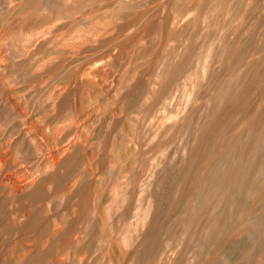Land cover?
<instances>
[{"label":"rangeland","instance_id":"obj_1","mask_svg":"<svg viewBox=\"0 0 264 264\" xmlns=\"http://www.w3.org/2000/svg\"><path fill=\"white\" fill-rule=\"evenodd\" d=\"M6 2L0 61L29 118L1 116L0 154L22 123L58 126L49 149L75 134L79 148L48 172L34 151L1 163L15 178L38 175L25 196L0 193V264H264V0Z\"/></svg>","mask_w":264,"mask_h":264},{"label":"bare ground","instance_id":"obj_2","mask_svg":"<svg viewBox=\"0 0 264 264\" xmlns=\"http://www.w3.org/2000/svg\"><path fill=\"white\" fill-rule=\"evenodd\" d=\"M7 2V4H9V3H11V0H6ZM82 2V1H81ZM115 3V2H114ZM12 4H13V2H12ZM82 4V3H81ZM72 5V4H71ZM248 5V4H247ZM12 6V5H11ZM69 6V5H68ZM10 7V6H9ZM14 7V6H13ZM45 7V6H44ZM47 7V6H46ZM228 7H230V6H228ZM227 7V8H228ZM254 7V6H253ZM8 8V7H7ZM12 8V7H11ZM48 9V8H47ZM229 9V8H228ZM249 9H250V7H249ZM8 10V9H7ZM13 10V9H12ZM19 10V9H18ZM231 10V9H230ZM251 10V9H250ZM10 11V10H9ZM235 11H236V9H235ZM238 11V10H237ZM240 11V10H239ZM245 11H247V8H246V10ZM231 12V11H230ZM233 12V11H232ZM253 12V11H252ZM10 13V12H9ZM198 13V12H197ZM15 14V13H14ZM72 14V13H71ZM227 14H229V13H227ZM232 14V13H231ZM236 15V14H235ZM235 15H233L232 14V16H235ZM251 15V14H250ZM245 16V15H244ZM243 16V17H244ZM242 17V18H243ZM249 17V16H248ZM55 18V17H54ZM229 18V17H228ZM235 18H237V17H235ZM3 20V19H2ZM53 20V19H52ZM180 20H181V18L179 19V23H180ZM229 20V19H228ZM243 20V19H242ZM248 20V19H247ZM254 20V19H253ZM4 21V20H3ZM26 21V20H25ZM231 21V20H230ZM252 21V20H251ZM32 22V21H31ZM182 22H183V20H182ZM242 22H244V21H242ZM246 22V21H245ZM250 22V21H249ZM256 22V21H255ZM179 23H176V25L179 27ZM247 23V22H246ZM21 24V23H20ZM252 24V23H251ZM147 25V24H146ZM164 25V24H163ZM188 25V24H187ZM174 26H175V23H174ZM253 26V25H252ZM22 27V26H21ZM176 27V26H175ZM178 27H177V30L176 31H178ZM181 27V26H180ZM250 27V26H249ZM92 28V27H91ZM187 28V27H186ZM183 29V28H182ZM165 30V29H164ZM175 30V29H174ZM181 31H183V30H181V28H180V32ZM253 31V30H252ZM235 32V31H234ZM48 33V32H47ZM241 33H243V32H241ZM39 34V33H38ZM169 34V33H168ZM231 34V33H230ZM237 34V33H236ZM235 34V35H236ZM24 35V34H23ZM78 35V34H77ZM240 35V31H239V33L237 34V36H239ZM231 36H232V34H231ZM236 36V37H237ZM42 38V37H41ZM233 38V37H232ZM235 38V37H234ZM233 38V39H234ZM239 38H240V36H239ZM249 38V37H248ZM22 39V38H21ZM146 39V38H145ZM250 39V38H249ZM29 40H31V38H29V37H26L25 39H24V42H28ZM221 40V39H220ZM236 41L238 40V38L237 39H235ZM249 41V40H248ZM132 42V41H131ZM238 42V41H237ZM240 42V41H239ZM246 42V41H245ZM241 43V42H240ZM225 44V43H224ZM229 44H230V42H229ZM25 45V44H24ZM136 45V44H135ZM181 45V44H180ZM222 45V44H221ZM248 45H251L250 44V42H249V44ZM2 46V45H1ZM17 46V45H16ZM19 46V45H18ZM27 46V45H26ZM137 46V45H136ZM225 46V45H224ZM233 46V45H232ZM239 46V45H238ZM245 46H247V45H245ZM253 46V45H252ZM36 47V46H35ZM88 47V46H87ZM183 47V46H182ZM243 47H244V45H243ZM248 47V46H247ZM247 47H244V49H246ZM53 48V47H52ZM120 48V47H119ZM136 48H138V47H136ZM184 48V47H183ZM236 48V47H235ZM242 47H240V49H241ZM46 49V48H45ZM125 49V48H124ZM139 49V48H138ZM218 49V48H217ZM219 49H220V47H219ZM244 49H242V51L243 52H245L244 51ZM251 49H253L252 47H251ZM251 49H250V51H251ZM185 50V49H184ZM208 50H209V48H208ZM214 50V49H213ZM227 50V49H226ZM177 51V50H176ZM210 51V50H209ZM208 51V52H209ZM228 51V50H227ZM241 51V52H242ZM253 51V50H252ZM257 51V50H256ZM255 51V52H256ZM127 52V51H126ZM178 52V51H177ZM189 52V51H188ZM232 52V51H231ZM247 52H249L248 50H247ZM258 52V51H257ZM138 53V52H137ZM187 53V52H186ZM217 53V52H216ZM250 54H251V52H249ZM249 53H248V55H249ZM253 54H255L254 52H252ZM175 54V53H174ZM230 54V53H229ZM233 54V53H232ZM236 54H238V51H237V53ZM241 54V53H240ZM239 54V55H240ZM245 54H246V52H245ZM22 55V54H21ZM29 55V54H28ZM68 55V54H67ZM180 55V54H179ZM181 55H183V54H181ZM186 55H188V54H186ZM239 55H235L236 57L235 58H237L238 59V57H239ZM252 55V54H251ZM2 56V55H1ZM175 56V55H174ZM211 56H213V55H211ZM217 56V55H216ZM229 56V55H228ZM65 57V56H64ZM178 57H180V56H178ZM207 57V56H206ZM219 57V56H218ZM230 57V56H229ZM244 57V56H243ZM242 57V58H243ZM246 57H247V55H246ZM245 57V58H246ZM248 57H250V56H248ZM252 57V56H251ZM15 58V57H14ZM185 58V57H184ZM240 59V60H243V59ZM43 59V58H42ZM116 59H118V58H116ZM189 59V58H188ZM197 59V58H196ZM201 59V58H200ZM234 59V58H233ZM248 59V58H247ZM250 60H251V58H249ZM79 60V59H78ZM96 60V59H95ZM213 61V60H212ZM246 61H248V60H245V62ZM252 61V60H251ZM1 62L2 61H0V119H1V116H3V114L4 113H8L9 112V109L10 110H12V111H10V112H12V113H14L13 111H15L16 110V112H15V114H18V115H20V113H21V116L22 117H25V118H27L28 116L25 114V113H23V111L22 112H20L21 110H19L18 108L20 107V105L21 104H25V103H20V105H17V103L14 101L15 99H17V98H15L14 96L16 95H14L13 97H12V95H11V92H13L12 90H13V87H12V84H11V81H10V75L11 74H9L8 73V71L9 70H7V66L5 67V65L4 64H1ZM173 62H174V60H173ZM221 62V61H220ZM8 63V62H7ZM178 63V62H177ZM209 62V60L207 61V60H203V62L200 64L201 66H200V73H201V75L202 76H204V75H206V73L208 72V69H209V66H210V64L212 63H210ZM218 63V62H217ZM253 63V62H252ZM6 64V63H5ZM174 64H176V63H174ZM246 64V63H245ZM247 64H250V62L248 63L247 62ZM4 65V66H3ZM72 65V64H71ZM171 65V64H170ZM243 65V64H242ZM92 66V65H91ZM94 66V65H93ZM248 66H250V67H252V65L250 64V65H248ZM253 66L255 67V65L253 64ZM10 67H11V65H10ZM71 68V67H70ZM183 69V65H182V62L179 64H177L176 66L174 65V68H172V76L171 77H168V78H170L166 83H167V88H165V89H167V90H169V89H171L172 88V86H174V84L176 83V81L177 80H180V79H174L176 76L178 77V75H179V73L180 72H182V69ZM253 68V67H252ZM19 69V68H18ZM213 69V68H212ZM211 69V70H212ZM229 69V68H228ZM227 69V70H228ZM233 69V68H232ZM239 69V68H238ZM244 69V68H243ZM248 69H249V67H248ZM261 69V68H260ZM13 70H15V69H13ZM234 70H236V69H234ZM245 70V69H244ZM257 70V69H256ZM31 71V70H30ZM237 71V70H236ZM10 72V71H9ZM98 72V71H97ZM168 72V71H167ZM228 72H229V70H228ZM24 73V72H23ZM28 73V72H27ZM40 73V72H39ZM109 73V72H108ZM21 74V73H20ZM52 74V73H51ZM89 74V73H88ZM125 74V73H124ZM190 74V73H189ZM246 74H247V72H246ZM209 75H211L210 73H209ZM31 76V75H30ZM76 76V75H75ZM240 76V75H239ZM242 76H244L245 77V74H243V75H241V77ZM21 77H22V75H21ZM124 77V76H123ZM176 77V78H177ZM240 77V78H241ZM122 78V77H121ZM257 78V77H256ZM103 79V78H102ZM191 79V78H190ZM246 79V78H245ZM125 80V79H124ZM193 80L194 79H192V81L190 82V85H191V89L193 88L192 86H194L195 87V85L193 84ZM247 80V79H246ZM12 81H13V79H12ZM17 81V80H16ZM87 81V80H86ZM100 81V80H99ZM120 81V80H119ZM190 81V80H189ZM122 82H123V80H122ZM195 82H197V81H195ZM194 82V83H195ZM237 82V81H236ZM242 82V81H241ZM244 82V81H243ZM13 83V82H12ZM16 83V82H15ZM107 83V82H106ZM117 83V82H116ZM140 83V82H139ZM178 83V82H177ZM176 83V84H177ZM17 84V83H16ZM91 84V83H90ZM124 84V83H123ZM196 85H197V83H195ZM236 84V83H235ZM71 85H72V83H71ZM119 85V84H118ZM154 85V84H153ZM152 85V86H153ZM165 85V84H164ZM83 86V85H82ZM232 86H235V85H232ZM247 86V85H246ZM157 87V86H156ZM260 87V86H259ZM23 88V87H22ZM70 88V87H69ZM86 88V87H85ZM152 88H154V86L152 87ZM196 88V87H195ZM199 88V87H198ZM119 89V88H118ZM123 89V88H122ZM173 89V88H172ZM172 89H171V91H172ZM23 90V89H22ZM67 90V89H66ZM93 90V89H92ZM99 90V89H98ZM101 90V89H100ZM112 90V89H111ZM154 90H155V88H154ZM153 90V91H154ZM233 89H231V91H232ZM27 91V90H26ZM76 91V90H75ZM148 91V90H147ZM225 91V90H224ZM230 91V92H231ZM58 92V91H57ZM121 92V91H120ZM123 92V91H122ZM234 92V91H233ZM232 92V94L234 95V93ZM236 93H237V91H235ZM24 93V92H23ZM27 93V92H26ZM56 93V92H55ZM67 93V92H66ZM84 93V92H83ZM114 93V92H113ZM14 94V93H13ZM22 94V93H21ZM20 94V96H22ZM63 94V93H62ZM124 94V93H123ZM230 94V93H229ZM228 94V95H229ZM239 95H241V93H238ZM25 94H23V96H24ZM32 95V94H31ZM127 95H128V93H127ZM194 95V94H193ZM226 96H228L227 94H225ZM225 95H224V99L226 100V97H225ZM232 95V96H233ZM26 96V95H25ZM24 96V97H25ZM56 96V95H55ZM113 96V95H112ZM125 96V95H124ZM238 96V95H237ZM56 97H58V96H56ZM68 97V96H67ZM157 97V96H156ZM221 96H219L218 98H220ZM228 97H230L231 98V95H229ZM240 97V96H239ZM239 97H238V99H239ZM13 98H15V99H13ZM124 98V97H123ZM162 98V97H161ZM217 98V99H218ZM235 98H237V97H235ZM234 98V99H235ZM19 99V101H20V98H18ZM17 99V100H18ZM109 99V98H108ZM159 99V98H158ZM231 99H233V98H231ZM230 99V100H231ZM233 99V100H234ZM237 99V101H239V100H241V99H239L238 100ZM16 100V101H17ZM97 100V99H96ZM135 100V99H134ZM227 100H229V99H227ZM258 100V99H257ZM105 101V100H104ZM232 101V100H231ZM230 101V103H232V102H234V101H232L231 102ZM236 101V102H237ZM79 102V101H78ZM169 102V101H168ZM254 102V101H253ZM54 103V102H53ZM56 103V102H55ZM59 103V102H58ZM97 103V102H96ZM165 103V102H164ZM222 103V102H221ZM226 103V105L228 106V104H227V102H225ZM235 103V102H234ZM256 103V102H255ZM76 103H74V105H75ZM119 104V103H118ZM2 105V106H1ZM57 105V104H56ZM114 105V104H113ZM169 105V104H168ZM237 105V104H236ZM254 105V104H253ZM21 106H23V105H21ZM26 106V105H25ZM53 106V105H52ZM97 106V105H96ZM230 106L232 107V105L230 104ZM229 106V107H230ZM234 106V105H233ZM74 107V106H73ZM224 107V106H223ZM222 107V109H224ZM21 108V107H20ZM28 108V107H27ZM29 108H30V106H29ZM57 108V107H56ZM75 108H76V106H75ZM154 108V107H153ZM244 108V107H243ZM32 109H33V107H32ZM35 109V108H34ZM73 109V108H72ZM231 109V108H230ZM241 109V108H240ZM23 110H24V108H23ZM27 110V109H26ZM118 110V109H117ZM242 110V109H241ZM8 111V112H7ZM70 111H74V110H70ZM76 111V110H75ZM107 111V110H106ZM262 111V110H261ZM25 112V111H24ZM27 112V111H26ZM31 113V110L30 111H28V113ZM33 112V111H32ZM83 112V111H82ZM119 112H121V111H119ZM221 112V111H220ZM262 112H264V111H262ZM71 113V112H70ZM115 113V112H114ZM35 114V113H34ZM33 114V115H34ZM257 114V113H256ZM17 115V116H18ZM29 115V114H28ZM121 115V114H120ZM215 115V114H214ZM246 116V115H245ZM11 117V116H10ZM9 117V118H10ZM15 117V116H14ZM31 117V116H30ZM243 117V116H242ZM247 117V116H246ZM254 117V116H253ZM264 117V116H263ZM4 119H5V117H3ZM2 118V119H3ZM16 118V117H15ZM25 118H24V120H25ZM29 118V117H28ZM67 118V117H66ZM121 118V117H120ZM176 118V117H175ZM4 119H3V121H4ZM21 119V118H20ZM112 119V118H111ZM264 119V118H263ZM7 120H9L8 118H7ZM23 120V121H24ZM30 120V119H29ZM12 120L10 119V122H11ZM18 121V120H17ZM21 121H22V119H21ZM62 121V120H61ZM135 121V120H134ZM5 122H6V120H5ZM14 122V121H13ZM48 122V121H47ZM60 122V121H59ZM254 122V121H253ZM7 123H8V121H7ZM14 123H16V122H14ZM26 123V122H25ZM37 123V122H36ZM71 123H73V122H71ZM29 124V123H28ZM34 124V123H33ZM74 124H75V122H74ZM129 124V123H128ZM205 124H206V122H205ZM2 125H3V122H2ZM40 125V124H39ZM52 125H54V124H49V125H42L41 127H38V125H37V128L34 126V128H32L30 125H26V124H23L22 123V126H21V128H19L18 129V131H13V130H11L10 132H9V137L7 138V140L5 141V143H4V151L0 154V165H1V163L4 161L5 163H2V164H5L6 165V167L7 168H10L11 166H10V157L12 156V153H14L15 152V154H17V153H23L25 156L27 155V154H29V152L30 151H34V153L36 154V162L38 163V161L40 162H43L44 163V170H43V172H48L49 171V169L51 168V169H53V168H56V166L59 164V161L61 160V159H64L65 157H68L69 156V158H68V160L67 161H69L70 160V155H69V152L71 151V150H73L77 145H78V141H76V140H78L77 138H78V136H76V135H78V134H75V137H74V139L73 140H70L67 144H65V145H63V146H56L54 149H49L48 148V143H46L45 141H44V135H45V133L46 132H50L51 130H52V133H54V132H57L58 131V126H57V128H56V126H52ZM93 125V124H92ZM114 125V124H113ZM221 125V124H220ZM224 125V124H223ZM255 125V124H254ZM4 126H5V124H4ZM9 126H10V123H9ZM83 126H84V124H83ZM210 126V125H209ZM256 126V125H255ZM259 126V125H258ZM11 127V126H10ZM9 127V128H10ZM201 127V126H200ZM260 127V126H259ZM7 128V127H6ZM5 128V129H6ZM222 128V127H221ZM12 129V128H11ZM7 130H8V128H7ZM14 130H15V128H14ZM204 130V129H203ZM127 131V130H126ZM134 131V130H133ZM82 132V131H81ZM161 132V131H160ZM159 132V133H160ZM120 133V132H119ZM55 134H57V133H55ZM90 134V133H89ZM165 134V133H164ZM226 134V133H225ZM48 135V134H47ZM47 135H45V136H47ZM109 135V134H108ZM5 136V135H4ZM6 136H8V135H6ZM80 136V135H79ZM226 136V135H225ZM52 137V136H51ZM81 137V136H80ZM121 137V136H120ZM234 137V136H233ZM4 140V139H3ZM50 140V139H49ZM59 140V139H58ZM58 140H57V142H58ZM65 140V139H64ZM55 141V140H54ZM118 141V140H117ZM149 141V140H148ZM53 143V142H52ZM94 143V142H93ZM136 144V143H135ZM57 145V144H56ZM82 145H84V144H82ZM119 145V144H118ZM78 147V146H77ZM86 147H88V146H86ZM31 148H33V150H31ZM79 148V147H78ZM77 149V148H76ZM130 149V148H129ZM14 150V151H13ZM46 151V150H48L49 151V156L50 157H47V158H42L43 156H42V152L43 151ZM80 150V149H79ZM94 151H96V150H94ZM93 151V152H94ZM115 151V150H114ZM215 151V150H214ZM1 152V151H0ZM79 152V151H78ZM71 153H72V151H71ZM76 153V152H75ZM96 153V152H95ZM118 154V153H117ZM71 155H74V154H71ZM76 155H78L77 153H76ZM76 155H74V157L76 156ZM89 155V154H88ZM96 155V154H95ZM215 155V154H214ZM213 155V156H214ZM97 156V155H96ZM112 156V155H111ZM205 156V155H204ZM14 157V156H13ZM34 157V158H35ZM80 157V156H79ZM77 158V157H76ZM133 158V157H132ZM256 158V157H255ZM254 158V159H255ZM14 159V158H13ZM51 160L50 161V164H46V161L47 160ZM159 159V158H158ZM89 160V159H88ZM135 160V159H134ZM252 160V159H251ZM258 160V159H257ZM66 161V162H67ZM76 161V160H75ZM13 162V161H12ZM73 162V161H72ZM125 162V161H124ZM69 163H70V161H69ZM75 163H77V162H75ZM112 163V162H111ZM157 163V162H156ZM257 163V162H256ZM261 163V162H260ZM264 163V162H263ZM13 164V163H12ZM31 164V163H30ZM88 164V163H87ZM86 164V165H87ZM104 164V163H103ZM259 164V163H258ZM43 165V164H42ZM94 165V164H93ZM99 165V164H98ZM257 165V164H256ZM16 166V165H15ZM252 166H253V164H252ZM259 166V165H258ZM62 167V166H61ZM256 167V166H255ZM260 167H261V165H260ZM12 168H13V166H12ZM257 168V167H256ZM262 168V167H261ZM20 169V168H19ZM124 169V168H123ZM253 169H255V168H253ZM258 169H259V167H258ZM260 170V169H259ZM4 168H3V166H0V193L1 192H3L5 195H7L8 197H9V199H13V198H17V197H22V196H25L26 195V193H27V191H29L30 189H32L33 188V186L35 185V181H37L36 179H37V175H34V174H31V176H26V177H21V178H15L16 176H14V174L12 175V174H7V173H5L4 174ZM16 171V170H15ZM54 171V170H53ZM91 171V170H90ZM261 171V170H260ZM66 172V171H65ZM128 172V171H127ZM233 172V171H232ZM11 173V172H10ZM13 173V172H12ZM28 173V172H27ZM124 173H125V171H124ZM130 173V172H129ZM258 173V172H257ZM66 174V173H65ZM91 174V173H90ZM26 175V174H25ZM24 175V176H25ZM46 175V174H45ZM54 175V174H53ZM56 175V174H55ZM60 175V174H59ZM118 177H120V176H118ZM117 177V178H118ZM151 177V176H150ZM208 177V176H207ZM237 177V176H236ZM238 177H240V176H238ZM44 178V177H43ZM54 178H55V176H54ZM125 178V177H124ZM240 178H242V177H240ZM63 179V178H62ZM69 179V178H68ZM94 179V178H93ZM205 179V178H204ZM257 179V178H256ZM47 180H48V178H47ZM56 180H57V178H56ZM212 180V179H211ZM236 180V179H235ZM240 180V179H239ZM89 181V180H88ZM205 181H206V179H205ZM244 181V180H243ZM256 181V180H255ZM45 182V181H44ZM91 182V181H90ZM95 182V181H94ZM161 182V181H160ZM207 182V181H206ZM246 182V181H245ZM152 183V182H151ZM243 183V182H242ZM235 184V183H234ZM254 184V183H253ZM62 184H60V186H61ZM146 185H147V183H146ZM145 185V186H146ZM239 185V184H238ZM85 186V185H84ZM141 186V185H140ZM143 186V185H142ZM142 186H141V188H142ZM211 186V185H210ZM250 186V185H249ZM183 187V186H182ZM192 187V186H191ZM217 187V186H216ZM229 187V186H228ZM239 187V186H238ZM34 188H35V186H34ZM36 188H37V186H36ZM89 189H91L90 187H88ZM243 188V187H242ZM255 188V187H254ZM99 189V188H98ZM247 189H249V188H247ZM141 190V189H140ZM212 190V189H211ZM52 191V190H51ZM79 191V190H78ZM88 191V190H87ZM91 191V190H90ZM154 191V190H153ZM199 191H201V190H199ZM210 191V190H209ZM245 191V190H244ZM98 192V191H97ZM210 192H212V191H210ZM2 193V194H3ZM88 193V192H87ZM102 193V192H101ZM120 193V192H119ZM193 193V192H192ZM198 193V192H197ZM1 194V195H2ZM3 194V196H5ZM90 194H91V192H90ZM188 194V193H187ZM200 194V193H199ZM206 194V193H205ZM41 195V192H40V190H35L34 191V193L32 192V197H35V198H37V197H39ZM185 195V194H184ZM42 196V195H41ZM100 196V195H99ZM246 196V195H245ZM234 197V196H233ZM2 198V197H1ZM6 198V197H5ZM196 198V197H195ZM63 199V198H62ZM120 199V198H119ZM250 199V198H249ZM21 200V199H20ZM85 200V199H84ZM88 200V199H87ZM164 200V199H163ZM207 200V199H206ZM210 200V199H209ZM44 201V200H43ZM89 202H90V200H88ZM94 201V200H93ZM243 201V200H242ZM110 202V201H109ZM231 203V202H230ZM211 204V203H210ZM21 205V204H20ZM57 205V204H56ZM100 205V204H99ZM201 206L203 205V204H200ZM199 205V206H200ZM243 205V204H242ZM44 206V205H43ZM51 206H53V205H51ZM89 206H90V203H89ZM78 207V206H77ZM85 207V206H84ZM96 207V206H95ZM227 207V206H226ZM31 208V207H30ZM29 208V205H28V208L26 209V211H22V214L20 215L21 217H23V218H25L26 219V217H30L31 215H33L34 214V212H33V210H32V208L30 209ZM48 208V207H47ZM79 208V207H78ZM149 209V208H148ZM255 209V208H254ZM21 210V209H20ZM146 210V209H145ZM87 211V210H86ZM101 211V210H100ZM252 211V210H251ZM254 211V210H253ZM36 212V211H35ZM90 212V211H89ZM145 212V211H144ZM49 213V212H48ZM86 213V212H85ZM184 213V212H183ZM186 213V212H185ZM200 213V212H199ZM144 214V213H143ZM251 214V213H250ZM259 214V213H258ZM37 215V214H36ZM149 215V214H148ZM148 215H146V216H148ZM255 215H256V213H255ZM127 216V215H126ZM142 216H144V215H142ZM259 216V215H258ZM192 218V217H191ZM190 218V219H191ZM31 219H32V217H31ZM62 219V218H61ZM189 219V220H190ZM237 219V218H236ZM101 220V219H100ZM103 220V219H102ZM102 220H101V222H102ZM140 221L139 222H141L142 223V220L144 221L145 220V218H141V219H139ZM233 220V219H232ZM238 220V219H237ZM27 221V220H26ZM38 221V220H37ZM63 221V220H62ZM192 221V220H191ZM34 222V221H33ZM40 222V221H39ZM205 222V221H204ZM224 222H225V220H224ZM88 224L87 225H90V223H91V221L90 220H88V222H87ZM186 223H188V222H186ZM222 223V222H221ZM32 224V223H31ZM103 224V223H102ZM138 224V223H137ZM232 224V223H231ZM61 225V224H60ZM134 225V224H133ZM176 225V224H175ZM251 225V224H250ZM256 225V224H255ZM45 226V225H44ZM258 226H260V225H258ZM257 225H256V227H258ZM89 227V226H88ZM234 227V226H233ZM261 227V226H260ZM59 228H62V227H59V226H57L56 227V229L54 230V231H52L53 233V235L54 234H57V232H58V229ZM21 229V228H20ZM92 229V228H91ZM101 229V228H100ZM135 229V228H134ZM251 229V228H250ZM86 230V229H85ZM88 230V229H87ZM199 230V229H198ZM129 231V230H128ZM132 231V230H131ZM248 231V230H247ZM46 232V231H45ZM255 233V232H254ZM91 234V233H90ZM89 234V235H90ZM127 234H128V232H127ZM92 235V234H91ZM88 237V236H87ZM105 238V237H104ZM88 241V240H87ZM91 241V240H90ZM122 241H123V244H125L126 246L129 244V242H130V236H124L123 238H122ZM72 242V241H71ZM90 243V242H89ZM41 246V245H40ZM80 246V245H79ZM101 249V248H100ZM161 249V248H160ZM164 249V248H163ZM240 249V248H239ZM163 251V250H162ZM94 252V251H93ZM107 252V251H106ZM167 252V251H166ZM108 253V252H107ZM161 254H160V256H164V255H162V252H160ZM168 253V252H167ZM167 253H165L166 255H167ZM159 254V253H158ZM229 255V254H228ZM36 256V255H35ZM63 257V256H62ZM158 258H159V256H157ZM167 257V256H166ZM172 257V256H171ZM59 258V257H58ZM168 258V257H167ZM82 259V258H81ZM124 258H123V256H122V260H123ZM156 259V258H155ZM162 259H163V257H162ZM166 259V258H165ZM171 259V258H170ZM159 260V259H158ZM83 261V260H82ZM161 262L163 261V260H160ZM172 261V260H171ZM100 264V263H99ZM107 264V263H106ZM108 264H110V263H108ZM229 264V263H228Z\"/></svg>","mask_w":264,"mask_h":264}]
</instances>
